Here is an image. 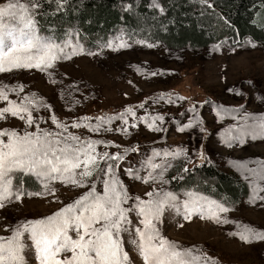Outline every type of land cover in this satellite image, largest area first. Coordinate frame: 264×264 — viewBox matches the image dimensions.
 Segmentation results:
<instances>
[{
	"label": "snow or ice",
	"instance_id": "snow-or-ice-1",
	"mask_svg": "<svg viewBox=\"0 0 264 264\" xmlns=\"http://www.w3.org/2000/svg\"><path fill=\"white\" fill-rule=\"evenodd\" d=\"M208 4V0H202ZM68 0H2L0 2V73L15 70L36 69L49 72L59 61L70 60L76 55L88 52L79 39V33L68 31L62 39L55 36L53 25L49 24L45 35L40 19L45 5H55L60 13ZM152 8L161 14L164 8L158 0H151ZM211 7L210 4H208ZM131 5L128 6L130 9ZM225 23L229 21L225 20ZM131 35L125 38L119 33L106 41L102 48L119 51L131 47ZM136 44L153 48L156 45L146 40H135ZM251 43V42H250ZM255 47V45H252ZM219 47V45L217 46ZM151 75H157L153 72ZM52 83H56L55 80ZM233 92V89H228ZM236 95H241L236 91ZM14 95L15 99H10ZM183 97L162 94L161 101L174 104ZM0 122L10 118L22 122V127H0V208L13 202H21L25 196L54 195L55 183L64 186L87 189L71 203L52 215L39 219L19 221L7 236L0 235V264H28L29 252L35 255L37 264H130L125 250L124 236L130 243L142 264H216L199 247L184 246L164 236L159 228L166 212H173L190 220L193 216L216 223H233L226 216L231 209L224 203L205 195L199 189H183L179 193L168 185L171 181L184 180L185 173L192 171L188 164H196L191 155L181 147L152 150L138 164L121 167L129 151L137 148L110 152L107 149L120 145L92 135L82 136L75 131L81 128L99 135L102 132L129 134V128L143 124L150 131H163L160 125L165 121L161 114L137 116L132 106L113 115L96 117L82 116L71 122L62 121L42 97L36 93H24V85L0 83ZM137 107L145 108L141 103ZM219 119L225 114L240 109H225L219 106ZM47 111V118L40 115ZM195 111V108L192 109ZM133 121L132 123L129 120ZM243 124L233 138L244 143V137L264 138V116L242 115ZM251 120L252 123L248 121ZM52 127H42V124ZM119 122L116 127H113ZM200 122L189 119L177 129L184 132ZM203 131V129H201ZM232 130L228 129L230 133ZM233 139L227 141L231 146ZM103 148L105 150L101 151ZM198 159L203 164L207 157L201 152ZM175 161H182L180 175L171 179L166 174ZM244 169L245 179L251 188L249 202L264 201V160L256 161L257 167L249 168L248 162H231ZM145 185L151 190L144 196H133L121 179L120 173ZM143 173V174H141ZM26 177L34 178L41 191L29 192L24 187ZM135 215V221L131 218ZM242 231L230 233L244 243L264 241V230L243 225Z\"/></svg>",
	"mask_w": 264,
	"mask_h": 264
},
{
	"label": "rangeland",
	"instance_id": "rangeland-1",
	"mask_svg": "<svg viewBox=\"0 0 264 264\" xmlns=\"http://www.w3.org/2000/svg\"><path fill=\"white\" fill-rule=\"evenodd\" d=\"M260 13L257 16L264 19V13ZM122 29H113L107 40L123 33ZM70 30L78 32L75 27ZM124 35L125 38L131 35V47L113 51L102 48L107 40H95L90 44L80 34L77 39L83 47L96 55L80 54L70 60L59 61L49 70L51 74L36 69L0 73V83L10 86L23 84L24 93H36L42 97L51 105L58 118L67 122L82 116L113 115L129 106L135 109L137 116L163 115L165 121L160 125L163 131H150L143 124L129 128L127 135L116 132L94 135L84 128L72 131L120 145L119 149H107L113 153L137 148L139 151L136 153L128 152L122 168L138 164L154 149L184 148L196 164L200 163L198 156L202 152L207 157L206 161L246 183L248 194L235 203L222 202L231 210L221 215L233 223H216L198 216L185 220L173 212H166L159 224L162 234L181 245L199 247L214 257L216 264H264V241L244 243L238 236L230 234L242 231L243 225L264 230V201L249 202L251 188L249 180L245 179L246 173L238 164L231 163L248 162V167L254 168L257 167L256 161L264 160V138L245 136L243 144L233 139L243 124L242 115L264 116V39L255 41L250 38L224 37L207 46L172 47L155 36ZM135 40H146L156 46L148 48L134 43ZM153 72L157 75H151ZM53 80L56 83H52ZM230 88L233 92L228 91ZM236 91L241 95H236ZM162 94L184 99L174 104L163 101L156 103L157 97ZM15 98L14 95L10 96V99ZM141 103L145 104L144 109L137 107ZM221 105L225 109L240 111L225 114L223 119H219L217 112ZM2 106L4 104L0 103ZM193 108L195 111H192ZM40 115L47 118L48 112L41 110ZM189 119L200 123L184 132L177 131ZM129 122H133L131 118ZM248 122L252 123L251 120ZM22 126V122L14 118L0 122V127ZM42 127L52 125L49 122L42 124ZM228 129L232 131L228 133ZM230 139H233L231 146L227 143ZM182 163L175 161L169 172L175 173L182 167ZM192 166L188 164V167ZM120 176L133 196L143 197L145 192L151 190L150 185L133 181L124 176L123 172ZM24 187L29 192L42 190L31 177L25 178ZM52 187L55 189L54 195L25 196L21 202L0 208V235H9L10 232H6L5 228L10 229L19 221L52 215L87 190L61 183H55ZM183 189L191 188H176L173 191L179 193ZM131 218L134 221L136 219L134 214ZM124 239L130 264H142L130 243V237L125 234ZM27 256L28 264H37L33 253L29 252Z\"/></svg>",
	"mask_w": 264,
	"mask_h": 264
},
{
	"label": "trees",
	"instance_id": "trees-1",
	"mask_svg": "<svg viewBox=\"0 0 264 264\" xmlns=\"http://www.w3.org/2000/svg\"><path fill=\"white\" fill-rule=\"evenodd\" d=\"M158 2L163 14L150 6L151 0H68L60 13L53 11L54 4H46L40 27L50 35L47 29L53 25L57 38L75 27L90 44L107 40L116 27H122L124 34L155 36L172 47L207 46L224 37L264 39V19L257 16L264 13V0H208L211 7L202 0ZM198 164L189 167L192 171L183 174L184 180L171 181L169 187L196 188L225 203H235L248 194L246 183L216 164ZM180 170L169 172L168 179L182 174Z\"/></svg>",
	"mask_w": 264,
	"mask_h": 264
}]
</instances>
